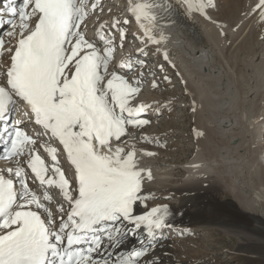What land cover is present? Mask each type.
Here are the masks:
<instances>
[{
	"label": "snow or ice",
	"instance_id": "1",
	"mask_svg": "<svg viewBox=\"0 0 264 264\" xmlns=\"http://www.w3.org/2000/svg\"><path fill=\"white\" fill-rule=\"evenodd\" d=\"M178 2L207 19L218 7L216 0ZM156 7L172 4L128 0L144 44L164 40L149 34ZM256 10L264 25V0ZM5 11L13 19L7 41L0 36V160L12 163L0 169V264H162L156 249L173 228L172 212L165 204L137 214L152 198L145 183L154 176L128 144L151 122L144 117L152 105L139 101L147 62L129 56L117 67L115 60L131 20L101 22L88 38L87 21L104 11L100 0H23L19 8L6 0ZM129 235L137 246L113 258L108 249Z\"/></svg>",
	"mask_w": 264,
	"mask_h": 264
},
{
	"label": "rangeland",
	"instance_id": "2",
	"mask_svg": "<svg viewBox=\"0 0 264 264\" xmlns=\"http://www.w3.org/2000/svg\"><path fill=\"white\" fill-rule=\"evenodd\" d=\"M225 1L226 0H220L219 2L221 3L220 6H223V10L225 9L224 11H227L228 8L224 7L223 5ZM233 1H231V4ZM91 2L92 0H89V3ZM115 2L120 7L121 0H115ZM113 11V14H118L119 10ZM254 14L255 18L253 17V20H255L259 16L258 11ZM17 21L18 17L16 18V22ZM251 24H253V21L251 22ZM251 24L249 25L247 23L245 28L249 25V29L252 26ZM11 27L12 25L10 24L8 30H10ZM94 28L95 27H91L89 21H87V26L85 28V32L87 33V35H90ZM132 28V24L128 26V44L129 42L131 44L133 40V37L130 38V34H132ZM245 28H235L230 36L225 33L226 36L230 38L228 41L225 40V48L228 49V47H230L229 54L231 53L232 57L235 55V49L238 46V43L240 42V40H242L244 34L249 31L248 29L245 31ZM259 46L260 48H264V42L260 43ZM133 49V45H127L126 48L120 50L119 56H115V58H120L122 53H125L127 56H131L130 53ZM156 55L159 56L157 60L151 61V57L154 58ZM178 56L179 55L175 56L172 59H169V63H163V61L160 59L159 50L147 51L141 57V60H145L147 62L144 69H154L155 72L150 76H143V79L146 77V80H144V82L141 84V93L139 95L140 102H148L150 105H152V107L148 109L152 110V112L147 111V115L145 116L151 122L148 125L143 126V128L141 129L134 130L136 133L133 134V138H130L128 140L129 146H131L133 143L137 148V159L139 161V165L141 167L150 168L154 176L153 181H146L145 183V188L151 187V189L147 190L146 193L150 192L152 194V198L146 201L147 207L143 205L142 207H144V210H147L152 207L164 204H168V206H179L180 200L177 199L174 194H171V191H167L169 195L164 193L165 188L162 186L166 185V188L171 189L173 192H176V190L180 189H188L190 193L187 191L183 192V197L185 198L184 201L186 203L194 202V200L192 199V192L197 188V184L199 183L187 184L185 182L187 178L186 175L180 173V171H186L185 168L188 167L186 165L194 160L197 154H199L200 152V157L205 161V163L212 164V166L216 165L218 168H216L218 170L215 171L216 173L210 171L213 172V176L211 175V173H209V175L207 173L206 175L211 177H215L216 175V177L218 176L219 178L221 190L215 193V197L219 201L225 203V205L221 206L223 207V212L221 215L222 219L216 221L215 223H212L213 226H210L208 230H188V232L180 231L179 229L165 230V236L168 240L167 242L173 249L174 255L176 254L175 256H178V260L180 259L183 261L186 259V262L184 261V263L186 264H264V228H262L259 223L242 225V223H238L231 219L227 220L226 218V216L228 215L227 211H230L232 213L237 212L243 215L248 214L247 209H245L243 205L241 206L239 200L233 197L231 193L234 195H238V197H240L241 199H243L244 197L245 200L249 199L252 193L250 190L248 191L249 193L243 194L240 187L238 186L239 183H242L241 180L243 178V174H240L241 176L239 175L238 178L234 176L236 174L235 171H233L234 173L228 171L231 170V168L230 166H228L229 162H225V156L228 154L227 156L229 157H231V155L237 157L238 154V156L242 155L241 158L246 159L254 156L253 154L255 152L253 153V151H251L247 153L244 147H239L236 150L225 149L223 147V144L221 143H224V141L217 133L218 131L216 130L218 129L217 127H215L216 125H214V121L216 122L215 124H218L217 121L219 122L222 119V117L224 116L223 113H227V110H231L232 113L237 114L236 116L238 118V122L245 124L248 119H251L254 124H257L258 119H264V101L261 96H258L256 98V100L258 101L255 104H250L249 101L244 99L243 105L241 107H238V104L240 105L239 99H233L234 103H231L230 98L233 97L232 93L234 89H236V86L239 87V89L242 87V84H240L242 80L241 78L239 79L238 77L237 79L236 77H234V74H230L232 75V77L230 76V78H234L232 80L229 79L230 82L227 83L228 86L226 85L221 87L218 82H220L221 79L225 80L226 74L224 75L223 73V76H220L219 80L217 78L215 80L219 85L215 81H213L214 85L211 84L210 86L207 83L205 84V82L202 80L203 78H205L204 76H206L204 73H198L193 69H190L193 72L194 77L191 76V73V75L188 74L189 72L187 71V69L180 64ZM226 64L227 62H225V65ZM161 66H163L164 70H158V68H161ZM147 74H149V72ZM165 76L168 79H164ZM154 78L158 82V87L155 88L152 87V81ZM195 79L197 81H194ZM233 83L236 85H234ZM196 84L199 85L201 89H205L206 92L209 91L207 90L206 85H208V89H212L214 92L215 90L217 91V95L214 93L216 95V105L213 107L212 112L210 110L208 111L205 104H203L201 101H197L198 97L195 96L196 94L194 91V86H196ZM218 91L220 92L218 93ZM149 97H155V100H157L158 102H155L154 100L147 101L149 100ZM229 105L233 108H231ZM193 108H195V111H193ZM156 109H159L160 112L153 116V111H155ZM250 109H255L256 111L258 110V113H255L258 116H256L255 118L252 117L253 115ZM210 113L213 117L208 118L207 114L210 115ZM200 118L202 119V121L200 120ZM243 118L246 119V121ZM198 119L200 120V124H198ZM237 126H239V124H237ZM199 127H206V129H199ZM200 133H202L203 135H200ZM210 133H212V135ZM141 137H147L152 142L148 143L138 141ZM198 137H201L199 139L203 138L204 142L206 141L209 147L204 144L201 148L197 139ZM236 141L237 139H233L231 141L232 144H230V147H235ZM208 142L212 143L208 144ZM263 144L264 132L263 135H260L258 139L256 138L255 144H252V150L255 149L256 151L258 147ZM146 145H148L149 147H147ZM262 147V150L264 152V145ZM201 149L205 150L202 151ZM148 151L154 152L156 153V155L151 157L146 156L148 157V159L142 161L139 157L145 156L143 155V153ZM224 162L226 165L224 164ZM241 171L242 170H240V172ZM155 172L157 176L155 175ZM163 172L169 173V175H167L169 182L165 185H162L163 183L158 182V178L161 179L165 176L164 174H161ZM230 177L232 179H230ZM261 177L264 180V173L262 172ZM152 188L155 189V191ZM243 201L244 200H242V202ZM245 202L246 201H244L243 203L245 204ZM196 246L200 249L201 253L195 251L194 247ZM157 251H160V249H158ZM188 252H190L191 254ZM161 260H164V262H166V258H162Z\"/></svg>",
	"mask_w": 264,
	"mask_h": 264
},
{
	"label": "bare ground",
	"instance_id": "3",
	"mask_svg": "<svg viewBox=\"0 0 264 264\" xmlns=\"http://www.w3.org/2000/svg\"><path fill=\"white\" fill-rule=\"evenodd\" d=\"M219 1L220 0L216 1L218 4L217 9L209 10V15L211 16V19H207L205 18V16L196 12H193L191 15L186 14L183 5L180 4L178 0H169V2L172 4V8L170 10H166L164 7L154 8L152 11L155 14H157L156 15L157 18L155 21V26L152 28V31L149 34L150 35L157 34L155 35L157 38L163 35L164 40L158 45L154 43L153 44L150 43L151 47H148L147 50L149 48H151V50H156V48H158V50L161 52L166 51L170 59L179 55L178 57L180 60V64L187 69V71L189 72L188 74L191 73L192 74V75L190 74L191 76L194 75L190 69H193L195 72L198 73H204L206 76H204L205 78H203L202 80L205 82V84L207 83L210 86L211 84H213V81H215L216 78L219 80V77L220 76L222 77L223 73L224 75L226 74V78H225L226 81L221 79L220 82H218L221 87L226 86L227 83H229L230 80H232L234 77H236L237 79L238 77L239 79L241 78L242 80L240 84H242V87L239 89V87L236 86V89H234L233 93L231 91L233 97L230 98L231 103H234L233 99H237V100L239 99L240 105L238 104V107H241L243 105L244 99L249 101L250 104H255L258 101L256 100V98L258 96L259 97L261 96V98L264 101V48H260L259 46L260 43L264 42V25H262L261 23L260 15L255 20H253V17L255 16L254 13L257 12L256 5L258 4V0H234V1L226 0L223 5L224 7L228 8L227 11H224L225 9L223 10V6H220L221 3ZM231 1H233L232 4ZM120 7L128 8V0H121ZM121 11L122 10H119L118 14H120ZM252 21L253 24H251ZM145 23L148 22L145 21ZM247 23L249 25L250 24L252 25L249 29H248L249 25L245 28ZM135 26L141 32L140 34L141 37L144 36V30L140 27L139 23ZM235 28L236 29L245 28V31L247 29L249 31H247L244 34L242 40H240V42L238 43V46L235 49V55L232 57L231 53L229 54L230 47H228V49L225 48L226 45L225 40L228 41L230 39L229 37L226 36V34L230 36ZM171 35L172 37H175V39H169ZM87 36L88 38L94 37V35L91 36V34ZM5 39L7 41L8 37L6 36ZM176 45L179 47L178 49L176 48ZM162 58L163 55L161 59ZM118 59L120 58L119 57L115 58L116 61H118ZM225 62H227L226 65ZM112 67L113 65L111 64L110 69ZM121 71H123V69H121ZM143 71H144V75H149V76L155 73L154 69H150V70L143 69ZM148 72L149 74H147ZM230 74H234V77L232 79L230 78V76L232 77V75ZM144 80H146V77L143 79V82ZM194 81L197 80L195 79ZM208 85H206L207 90H209L208 92H206L205 89H201V87L197 84L196 86H194V91L196 94L195 96L198 97L197 101H201L203 104H205L208 111L210 110L212 112L213 107L216 105L215 97L217 95V91L215 90L214 92L212 89L211 90L208 89ZM219 92L220 91H218V93ZM148 99L149 100L147 101L154 100L155 102H158L157 100H155V97L154 98L149 97ZM145 103L149 104L148 102ZM230 107L233 108L232 106ZM255 109L254 110L250 109L253 116L251 114L250 115L254 118L258 116L255 114L258 110L256 111ZM148 111L152 112V110H148ZM158 112L160 111H157V109L153 111V116H155V114H158ZM223 114L224 116L222 117V119L221 120L219 119L220 120L219 122L217 121L218 124H215L216 122L214 121V125H216L215 127H217L218 129L216 131H218L217 133L224 141V143L221 142L223 144V147L228 150L231 149L236 150L239 147H244L247 153L251 151H253V153L255 152L253 154L254 156L246 159L241 158L242 155L238 156V154L237 157L234 155H231V157H229L227 156L228 154L226 155L227 157L225 156L226 159L225 162H229L228 166H230L231 168V170L228 171L230 172L235 171L236 172V174L234 175L235 177H238L240 174L241 175L243 174V178L241 180L242 183H239L238 185L241 191L243 192V194L249 193L248 191L250 190L252 193L249 199L247 200H245L244 197L243 199H241L240 197H238V195H234L231 193L233 197L239 200L240 205L241 206L243 205L244 208L247 209L248 214L243 215L237 212L232 213L230 211H227L228 215L226 216V218L227 220L231 219L238 223H242V225L259 223L260 226L264 228V180L261 177V172L264 173V152L262 150L263 148L262 146L264 144L260 145L258 149L256 148L257 149L256 151L255 149L252 150V144H255L256 138L258 139L260 135H263L264 119H258L257 124L256 123L254 124V122L251 119H248L246 121V119L243 118L246 121V123L243 124L241 122H238V118L236 116L237 114L232 113L231 110H227V113H223ZM207 115L208 118L213 117L211 113H210L211 116L209 114ZM15 118H21L20 114L16 113ZM200 120L202 121L201 118ZM200 120L198 119V124H200L199 122ZM237 124H239V126H237ZM200 128H202L203 130L206 129V127L205 128L199 127V129ZM30 130H31V126H30ZM135 133L136 132L134 131L133 134ZM210 134L212 135V133ZM199 138L201 137L197 138L201 148L204 144L207 145L206 141L204 142L203 138L202 139ZM44 139L47 138L45 137ZM233 139H237L236 146L230 147V144H232L231 141ZM138 141L146 142L144 140V137L139 138ZM209 143L212 142H208V144ZM146 146L149 147L148 145ZM0 155H2L1 145H0ZM200 156L201 153L199 152V154H197L195 159L192 160L188 165H186L188 166L185 168L186 171H180V173L186 175L187 178L185 182L187 184L199 183L197 184L198 185L197 188L192 192L193 195L192 199L194 200V202L186 203L184 201L185 198L183 197V192L185 191L189 192L188 189H180V190H176V192L175 191L173 192L171 189L166 188L167 185L162 186L165 188L164 190L165 194L169 195L167 191H171L172 192L171 194H174V196L180 200L179 206H173V205L168 206L170 211L172 212V216H171V223L173 224L172 229H179L180 231H184V232L186 231L188 232V230H196V231L208 230L210 226H213L212 223H215L216 221L222 219L221 215L223 212V207L221 206L225 205V203L219 201L215 197V193L221 190V184L219 183L218 176L217 177L216 175L215 177L208 176L209 173H211L212 175L213 172L218 171L217 170L218 168L216 165L212 166V164L205 163V161ZM139 158L142 161L148 159V157L146 156H142ZM48 160H50V157H48ZM26 162L27 161L25 159L24 163L26 164ZM9 164L10 163L8 161L0 160V166H1L0 169H6V167ZM64 164L65 163H61V166L63 167ZM192 165H199L200 167L195 168L192 167ZM240 170L242 171L240 172ZM207 173L208 175H206ZM67 174L69 175V173ZM161 174L162 175L164 174L166 177L164 176L165 178L163 177L161 179L158 178V182H161L163 183L162 185H165L166 183L169 182L167 178L168 177L167 175H169V173L163 172ZM230 179L232 178L230 177ZM149 189H151V187H146L145 191ZM153 190L155 191V189ZM181 196L183 197V199ZM242 200L249 202L248 203L245 202L244 204L243 203L244 201L242 202ZM147 210H144V207H142V205L137 206V214H142ZM165 240L161 241L160 246L156 249V254L160 257V259L166 258V262H164V260H161L162 264H180V263L186 264L184 263L186 259L183 261L180 259L178 260L177 258L178 256H175L176 254L174 255L173 249L170 247V244L167 242L168 241L167 238H165ZM135 246H137L136 240L129 235L128 239L126 238L124 245L122 247L118 249L110 248L108 249V251L111 252L115 257H117L120 254H126V251L128 249H131L132 247ZM158 249H160V251H157ZM194 249L195 251L201 253L200 249L197 246L194 247Z\"/></svg>",
	"mask_w": 264,
	"mask_h": 264
}]
</instances>
